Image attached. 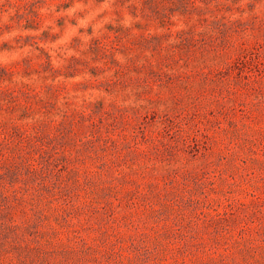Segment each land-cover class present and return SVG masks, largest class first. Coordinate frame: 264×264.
I'll return each instance as SVG.
<instances>
[{
  "label": "rangeland",
  "instance_id": "rangeland-1",
  "mask_svg": "<svg viewBox=\"0 0 264 264\" xmlns=\"http://www.w3.org/2000/svg\"><path fill=\"white\" fill-rule=\"evenodd\" d=\"M0 264H264V0H0Z\"/></svg>",
  "mask_w": 264,
  "mask_h": 264
}]
</instances>
